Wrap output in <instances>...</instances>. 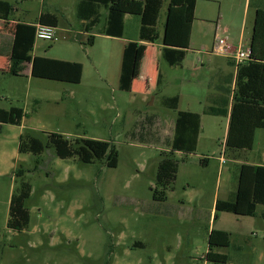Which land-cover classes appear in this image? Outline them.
<instances>
[{
    "label": "rangeland",
    "instance_id": "1",
    "mask_svg": "<svg viewBox=\"0 0 264 264\" xmlns=\"http://www.w3.org/2000/svg\"><path fill=\"white\" fill-rule=\"evenodd\" d=\"M73 1L69 0L62 15L67 28L78 22ZM256 4L264 7V0H251V10ZM166 5L157 24L161 35ZM32 9L28 18L33 16ZM105 16L103 13L92 32L96 35L93 46L69 38L72 32L62 29L54 41L37 39L33 55L83 64L80 84L41 78L29 82V66L24 76L0 70V105L8 108L14 104L25 110L26 135L46 141V132L62 131L73 141H109L119 153L116 167L108 166L106 158L92 163L78 157L63 159L53 146L39 155L20 153L9 159L7 154L15 143L12 146L7 141L20 128L6 126L0 134L4 138L2 149L0 145V264H264V206L255 216L226 212L222 220L219 216L216 221L213 218L212 226L216 222L215 227L224 226L232 234L230 246L220 250L229 261L206 259L213 198L216 192L220 198L226 197L225 188L226 193L230 186L235 189L239 170L232 158L234 151L226 147L227 117L205 112L213 105L224 106L229 97L227 90L235 89V70L229 59L204 53L205 45L211 49L213 24L195 19L191 67L185 60L184 66L169 65L159 43L142 45L143 58L152 53L155 78L144 83L146 90L123 91L117 86L121 47L129 38L139 39L141 18H127L125 36L120 40L98 34L105 25ZM228 42L238 47V40ZM159 71L163 74L160 85L156 82ZM101 74L109 83H97ZM72 90L79 104L54 98L68 97ZM175 94L181 95V101L177 110L169 112L171 128L163 129V139L145 133L147 112L163 116L166 107L162 96ZM187 108L204 112L197 149L177 155V179L166 189L167 199L158 201L153 198L158 164L162 153L171 151L177 111ZM236 151L242 162L261 163L264 128L257 129L252 149ZM206 157L210 163L203 164ZM20 167L25 169L23 177L15 174ZM23 181L32 188L25 203L31 221L28 228L18 232L11 230L7 222L11 196Z\"/></svg>",
    "mask_w": 264,
    "mask_h": 264
},
{
    "label": "trees",
    "instance_id": "2",
    "mask_svg": "<svg viewBox=\"0 0 264 264\" xmlns=\"http://www.w3.org/2000/svg\"><path fill=\"white\" fill-rule=\"evenodd\" d=\"M198 0H79L77 18L84 22L85 31L90 32L85 46H93L96 41L94 28L101 22L106 11V26L104 34L123 37L125 30V16L138 15L141 26L138 40H130L123 51L119 89L130 91L134 76L135 60L140 43L147 41L162 45V56L171 66L181 65L191 46L193 24L196 19V5ZM166 5V21L163 35L157 30L160 13ZM12 5L0 1V13H7L2 17L8 24V15ZM59 16L44 13L37 23L59 26ZM36 23V24H37ZM36 24L15 23L11 26L13 43L11 45L8 73L21 75L24 63L32 65V75L39 78L79 83L83 77L84 67L81 62L49 58L44 56L32 57L36 40ZM250 57L239 66L235 76V89L230 88V99L225 100L224 106H210L206 113L227 116L230 112L229 130L226 147L233 151L252 149L257 129L264 128V8L256 12L254 32L250 41ZM5 51L0 48V56ZM161 74L157 84L160 85ZM162 104L177 110L179 97H166ZM24 116L21 107L4 108L0 106L1 124L20 125ZM202 126V114L187 110H178L175 121L171 151L162 153L157 170V187L153 190V198L158 201L167 199L166 189L176 181L179 171V159L176 152L193 153L197 149ZM55 147L60 158L78 157L84 163H92L96 159H107L110 167H116L119 153L115 145L109 141L91 138H77L74 141L57 132L47 133V140L32 135H22L20 138V152L42 154L46 148ZM203 164L206 163L204 159ZM239 166V165H238ZM237 186L234 193L227 200H218L216 209L233 213L238 216H255L257 207L264 205V164L242 163L238 168ZM15 174L25 175V169L20 167ZM158 186L163 187L159 189ZM31 184L23 181L21 188L14 192L10 200L9 218L7 225L11 230L24 231L31 221L30 210L26 207V200L31 195ZM231 244V233L227 230L213 228L209 236V250L206 254L208 261L216 263L227 262L228 255L217 251Z\"/></svg>",
    "mask_w": 264,
    "mask_h": 264
},
{
    "label": "crops",
    "instance_id": "3",
    "mask_svg": "<svg viewBox=\"0 0 264 264\" xmlns=\"http://www.w3.org/2000/svg\"><path fill=\"white\" fill-rule=\"evenodd\" d=\"M0 1H6L12 5V11H11L10 15H8V24H6L7 22L2 18V17H6L5 15L7 13H4V14L0 13V48H1V50L5 51V52H3L4 54L0 56V70L4 71L6 73H8L7 71H8L9 66H10L9 54H10L11 45L13 43V32L11 30V26L15 23L21 22V23H28V24H36L39 21V18L42 16V14L49 12V13H53V14H56L59 16L60 21H59V26L57 27V31L59 29H62L66 32H72L71 35H68L69 38L78 39L80 43L81 42L83 43L87 40V37L90 34V32L85 31L84 22L79 20L78 18H77L78 19L77 24H75V25L71 24V26H70L71 28H67L68 27L67 21L63 20L62 15H63L64 9L67 6H69V0H0ZM78 3H79V0L73 1V4L76 8V11H77ZM31 7H33V9H32L33 10L32 11L33 16H32V18H28V15L31 14ZM259 8H264V7L261 6V4H256L254 6V8L251 10V0H243V2L241 0H198L197 1L196 10H195L196 18L200 19L202 22H208L210 24H213V26H214L212 28L213 42L211 45V49H209L208 46L205 45L203 47V48H205L204 53L207 52V54H210L212 56H222V57L228 58L229 63L232 64V66L234 67L235 76H236L237 69L235 66V59H234L233 55L238 48H242V47L250 48V41L252 39V35L254 32L256 12ZM21 11H23L24 13H22ZM102 13H106V11L103 10ZM130 15L131 14H127L125 16V30H124L123 37H115V36H110V35L104 34L103 31H104V28L106 26V22H105V25L103 26L102 30H100L98 32V34L108 36L107 38H119L120 40L124 39L125 32H126V21ZM28 19H30V20H28ZM105 19H106V16H105ZM165 21H166V14H165ZM7 25H9L8 31H6ZM193 28H194V24H193ZM139 33H140V30H139ZM216 35H221L222 37L227 38V40H229V39L238 40V47L236 48L231 44V42H228L229 43V49H228L227 54L215 53L213 51V46L215 43ZM57 36H58V34H57ZM130 40H132V39L129 38V39L125 40L124 43L122 44V47H121V64H122V57H123L124 48ZM36 42H37V39L35 40L34 48H35ZM144 44H149L151 46H154L157 43H151V42H147V41H142L140 43V47H139L137 55H136L134 76H133L130 91H133L135 89L146 90L144 83H146V82L150 83V81H152L155 78L156 68L154 65L155 62L152 60V53H148L146 55V57H144V58L142 57V47L141 46ZM159 45L162 47L161 44H159ZM34 48L32 51V57L39 56L36 54L33 55ZM191 51H192V49L189 48L187 51L186 59H185V62L188 61V64L190 62V64H189L190 67L193 63L192 60L194 58V56L191 55ZM55 59L69 60L66 58H55ZM1 60L5 61V62L1 63ZM69 61H74V60H69ZM199 61L202 62V60L200 58H199ZM77 62H79V61H77ZM184 63L181 66H184ZM27 66H29V69H28L29 73L27 75L29 82L33 81L32 78H39V77H35L32 75V65L29 62L24 63V70L21 73V75H18V76L26 75L25 74V70H26L25 68ZM195 69H199V66L196 65ZM98 71L100 72L99 69H98ZM120 71H121V69H120ZM159 73L161 74V78H160V84H161L163 74L161 71H159ZM159 73H158V75H159ZM83 74H84V71H83ZM101 76H102V77H100L101 81H99L97 83H99V84L105 83V82L109 83L108 79L106 80L105 78H103L104 76L102 74H101ZM41 79H46V78H41ZM49 80H52V79H49ZM56 81H59V80H56ZM119 81H120V75H119L118 85H117L118 88H119ZM60 82H65V81H60ZM156 82H158V77H157ZM65 83H71V82H65ZM80 83L81 82L71 83V84H80ZM234 83H235V81H234ZM234 83H233V86H234ZM174 96L179 97V104H180L181 95L175 94ZM166 97L170 98L173 96H162V99H164ZM54 98L57 100H59V99L63 100L64 98H67L68 100H70L74 103H77V104L80 103L79 100L77 101L78 97L76 96L75 91H73V90L69 92L68 97H65L62 95V96H56ZM231 105H232V97L230 99L229 109H231ZM13 106H15V105L11 104V106L8 108H11ZM1 107H3V106H1ZM18 107H20V106H18ZM4 108H6V107H4ZM165 110H166V112L163 113V116H161L159 114V112H156V113L155 112H150V113L147 112V114L144 118V122L146 123V125H145L146 127H144L145 133L154 135L158 140L163 139V136H162L163 129L165 130L166 127L171 128V118L169 116V112L171 109L166 107ZM179 110L193 111V112H198L201 114L204 113L201 110H194L193 108L179 109ZM205 112H206V110H205ZM226 117H227L228 125H229L230 112ZM35 118L36 117L33 118V116L32 117L30 116V119H32V120H34ZM25 122H26V113L24 110V116H23V119H22V122L20 125L7 124V123L1 124L0 134L3 133L4 128L6 126H9V125L12 126L11 128H16V127L20 128L19 132L11 135L7 141L8 144L11 143L12 146L15 143V148H12L11 153L7 154V156H9V159H13V158H15V155L19 156V154L21 153L20 149H19L20 138L22 135H26L24 130H23V129H25ZM75 125L77 126V123H75ZM60 132L65 137L67 136V134L65 132H62V131H60ZM46 133H50V132H46ZM3 144H4V138H0L1 149H2ZM170 146H171V144H170ZM182 153L183 152H176L175 156L177 157V155L182 154ZM183 154L186 155L188 153H183ZM233 154L234 155L232 156V158H233L234 162L236 164H238L239 166L242 163H249V162H242V160H240L241 157H239L238 151H234ZM204 159H206V163H210V159L208 157H206ZM252 164H264V160H262L261 163H252ZM239 166H238V168H239ZM237 178H238V176H237ZM237 178H236V182H235L236 186H237ZM235 190H236V187H235V189H231V186H230L227 188V193H226V188H225L223 190V192H224V195L226 197H224V198H220L219 192H216V194L213 198V201H212V208H211V212H210V220L209 221L211 223V226H210L211 231L213 228L227 230L226 228H224V226L215 227L216 222H214V225L212 226V221H213V218H214V220L215 219L217 220L218 216L220 217L221 220L224 218L226 212L217 210L216 204H217L218 200L229 199V197L231 196L232 193L235 192ZM261 206H264V205H259L257 207V213H258V208ZM262 216L264 217V211L262 212ZM231 241H232V234H231ZM221 249L222 248H217V251L220 252ZM228 261H229V256H228Z\"/></svg>",
    "mask_w": 264,
    "mask_h": 264
},
{
    "label": "built area",
    "instance_id": "4",
    "mask_svg": "<svg viewBox=\"0 0 264 264\" xmlns=\"http://www.w3.org/2000/svg\"><path fill=\"white\" fill-rule=\"evenodd\" d=\"M57 38V27L49 24H36V39H43L48 41H54ZM229 49V43L227 38L222 37L221 35H216L215 43L213 46V51L218 54H227ZM251 49L250 48H238L234 53L233 57L235 59L236 69L240 65L245 63L250 57ZM224 161V157H222Z\"/></svg>",
    "mask_w": 264,
    "mask_h": 264
}]
</instances>
